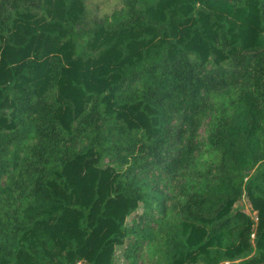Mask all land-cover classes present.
Returning <instances> with one entry per match:
<instances>
[{"label":"trees","instance_id":"1","mask_svg":"<svg viewBox=\"0 0 264 264\" xmlns=\"http://www.w3.org/2000/svg\"><path fill=\"white\" fill-rule=\"evenodd\" d=\"M121 245L264 264V0H0V264Z\"/></svg>","mask_w":264,"mask_h":264},{"label":"rangeland","instance_id":"2","mask_svg":"<svg viewBox=\"0 0 264 264\" xmlns=\"http://www.w3.org/2000/svg\"><path fill=\"white\" fill-rule=\"evenodd\" d=\"M85 1L91 19H99L101 17H104L112 13V11L116 9H120L124 4V0H85ZM205 128L206 126H204L201 129V135L203 138H205L206 135ZM241 204L246 205L245 211L251 216H253L255 219H257L256 212L252 211V207L250 205V202L247 200V198H244L241 201ZM141 211L142 208H139L132 215H130L127 219L128 224H130L132 219L136 217L138 214H140ZM124 247L125 246L122 245L117 246L116 253L114 255L115 264H129L123 255ZM140 264H144V263L140 261Z\"/></svg>","mask_w":264,"mask_h":264}]
</instances>
